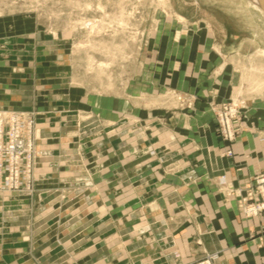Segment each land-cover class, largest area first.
<instances>
[{
  "label": "rangeland",
  "instance_id": "1",
  "mask_svg": "<svg viewBox=\"0 0 264 264\" xmlns=\"http://www.w3.org/2000/svg\"><path fill=\"white\" fill-rule=\"evenodd\" d=\"M223 3L232 16L218 19L228 31L238 32L237 37L227 35V40L245 41L248 48L264 45V15L254 1ZM241 15L244 17L240 24ZM177 21L167 0H0V80L16 88L11 93L19 95L23 105L0 109L17 111L22 116L31 114L34 118L31 186L27 191H0V264H59L65 256H71L69 264H103L106 260L97 258V251L82 256L81 252L89 249L92 242L67 240L85 228L79 224L81 214L82 218L91 212L97 216L98 211L92 207L95 198L102 200L113 194L115 201L119 198L120 202L115 205L117 212L128 213L127 207L121 206L133 200L132 192L127 190L126 174L112 178L95 173L116 167L109 162L111 153L119 155V160L142 159L154 153L158 157L164 153L161 140L181 139L180 146L174 144L176 148L168 151L182 148L185 154H192L196 148L190 144V130L149 131L144 118L159 120V113H152L154 110L186 111L198 107L210 111L215 119L214 110L220 105L233 101L242 107L238 83H233V93L225 99L201 98L190 92L189 85L176 86L177 67L172 64L178 58L177 47L191 36L184 37L179 30L176 33L180 23ZM220 39L222 34L218 35L217 40ZM253 65L247 67L245 76L255 75ZM26 73L29 76L24 78ZM260 89L250 87L253 92ZM54 94L56 98H51ZM34 103L35 108H27ZM59 108L66 109L64 117ZM42 115L57 129H41L40 137H36ZM169 117L164 114L160 118L164 122ZM215 131L217 140H222L216 127ZM239 133L235 127L233 142ZM150 138L153 139L147 141ZM67 139L76 143L71 152L75 156H68V160L66 154L73 147L66 144ZM46 141L53 144L49 146ZM56 141L61 145L54 147ZM224 147L217 144L220 155H226ZM201 152L208 154L207 146L201 147ZM47 156H52V160L48 161ZM38 157H46L45 167L52 169L45 178L36 177ZM62 159L74 170L67 176H59L63 166L56 162ZM121 165L122 170L134 166H129L128 161H121ZM50 183L62 186L46 193L48 188L43 185ZM38 184L42 190L37 189ZM37 191L39 200L35 197ZM83 200L90 211H86V206L80 207ZM49 203H57L56 215L54 210H47ZM54 216V223L61 220L58 227L53 223ZM123 227L126 233L128 227ZM54 230L53 237L60 236V240L45 239ZM142 232L139 227L137 233ZM120 237L114 244L123 252L127 248L123 241L126 237ZM47 247L53 251L50 257L44 252Z\"/></svg>",
  "mask_w": 264,
  "mask_h": 264
},
{
  "label": "crops",
  "instance_id": "2",
  "mask_svg": "<svg viewBox=\"0 0 264 264\" xmlns=\"http://www.w3.org/2000/svg\"><path fill=\"white\" fill-rule=\"evenodd\" d=\"M223 2L224 0H167L177 22H180L176 33L179 30L184 37H187L186 34L191 35L190 39L187 37L177 47L178 58L172 64L177 67L174 80L176 86L183 83L184 87L191 86L190 92L198 97L218 99H225L233 93V83H238L241 88L239 97L244 104L240 110L241 119L235 121L240 133L230 145L232 155L219 154L217 144L225 145L226 149L227 143L217 140L213 115L205 108L151 111L159 113L160 117L164 114H170V117L164 122L160 117L159 120L145 117L146 129L165 133L190 130L193 138L190 144L196 150L192 154H185L182 148L173 150L174 152L168 151L176 148L174 144L180 146L179 139L173 142L161 140L159 145L163 144L164 153L158 157L154 153L147 158L128 157L127 160H119V155L112 152L109 162L113 165L115 163L116 167L108 171H96V176L99 174L119 178L121 173L126 174L127 190L129 194L132 192L133 200L122 202L121 206H126L128 213L120 215L117 212L118 206H115L120 205L119 198L115 201L113 194L102 200L95 198V205L92 207L95 206L98 211L97 216L91 212L82 218L81 214L79 224L85 228L67 240L79 238L81 242L86 241V244L93 243L87 247L89 249L81 252L82 256L97 251L95 256L102 259V262L106 260L103 264H185L200 259L206 253H213L214 264H264V216L246 217L240 211L245 204L247 188L253 184V175L257 172L264 173V56L258 53V49L264 48V45L248 48L244 45L245 41L239 43L227 40V35L230 38L237 37L238 32L228 31L224 22L218 19V16H232L231 12L225 10ZM241 16L240 24L244 15ZM221 34L222 39L217 40ZM252 65L255 75L245 76L247 67ZM28 76L29 73H26L24 78ZM1 80L0 107L23 106L20 96L11 93L16 88ZM250 87L261 89L253 92ZM45 96L48 99V95ZM50 97L56 98V95ZM27 108H35V103ZM43 108L45 107H39L40 110ZM65 110L58 109L62 117L66 114ZM41 118L37 123L36 137H40L41 129L48 132L57 129V125L52 127L49 120H44V115ZM74 141H66V144L70 143L73 147L66 154V160L68 156H75L71 154L76 146ZM45 144L50 146L53 143L46 141ZM56 144L57 141L54 147ZM203 146H207L208 154L201 152ZM111 148L114 151V143ZM47 157L48 161L52 160V156ZM45 158H37L36 177L45 178L52 171L45 167ZM66 160L56 162L57 166H63L59 176H67V172L73 170L70 168L71 164H66ZM121 161H128L129 166L132 164L135 168L122 170L119 168L124 166ZM137 161L140 163L135 164ZM41 186L38 184L37 189L40 190ZM43 186L48 188L46 193H52L55 187L62 185L54 186L50 183ZM35 197L39 200L40 192L37 191ZM87 197L86 195L85 200H88ZM81 202L80 207L86 206V211H90L87 201L84 204ZM49 205L47 210H54L56 215L57 203ZM55 219L54 216L53 223ZM60 222L61 220L54 225L58 227L57 223ZM125 225L128 227L126 233L123 231ZM139 227H142V233H137ZM54 232L56 230L45 239L57 238L59 241L60 236L53 237ZM121 235L126 237L122 240L127 244L123 252L115 247ZM37 236H40V232ZM44 252L47 257L53 254L48 247ZM70 257L65 256V260L59 264H69Z\"/></svg>",
  "mask_w": 264,
  "mask_h": 264
},
{
  "label": "built area",
  "instance_id": "3",
  "mask_svg": "<svg viewBox=\"0 0 264 264\" xmlns=\"http://www.w3.org/2000/svg\"><path fill=\"white\" fill-rule=\"evenodd\" d=\"M240 104L231 102L214 110L215 124L219 136L226 144V155H232L230 144L234 140L235 121L240 118ZM31 114L22 116L17 111L0 109V191L25 190L31 186V170L34 159ZM242 211L247 216H264V173L253 176L244 198ZM213 253H206L200 259L185 264H214Z\"/></svg>",
  "mask_w": 264,
  "mask_h": 264
},
{
  "label": "bare ground",
  "instance_id": "4",
  "mask_svg": "<svg viewBox=\"0 0 264 264\" xmlns=\"http://www.w3.org/2000/svg\"><path fill=\"white\" fill-rule=\"evenodd\" d=\"M254 1V3L258 6V8L260 9V11L262 12V14L264 15V13H263V11H262V9H261V7H260V5H259V1L258 0H253ZM258 53L260 54V55H263L264 56V48H259L258 49ZM257 53V54H258ZM259 55V56H260ZM263 84V83H262ZM258 86V85H257ZM260 86V85H259ZM259 88V87H258Z\"/></svg>",
  "mask_w": 264,
  "mask_h": 264
},
{
  "label": "water",
  "instance_id": "5",
  "mask_svg": "<svg viewBox=\"0 0 264 264\" xmlns=\"http://www.w3.org/2000/svg\"><path fill=\"white\" fill-rule=\"evenodd\" d=\"M259 1V5L264 13V0H258Z\"/></svg>",
  "mask_w": 264,
  "mask_h": 264
}]
</instances>
